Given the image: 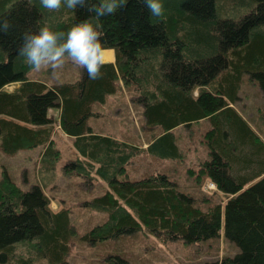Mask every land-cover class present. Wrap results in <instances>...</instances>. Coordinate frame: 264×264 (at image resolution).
<instances>
[{
	"label": "trees",
	"instance_id": "obj_1",
	"mask_svg": "<svg viewBox=\"0 0 264 264\" xmlns=\"http://www.w3.org/2000/svg\"><path fill=\"white\" fill-rule=\"evenodd\" d=\"M163 8L157 17L143 0H128L93 19L102 26L104 48L114 51V63H104L96 79L81 67L79 78L49 86L27 77L33 68L18 55L21 34L44 25L66 32L93 14L80 6L51 10L40 0H0V17L11 22L0 32V149L15 154L43 146L41 162L53 166L59 155L51 137L58 123L75 151L63 170L107 187L85 201L106 214L83 234L90 245L142 229L160 241L184 243L221 234L235 253L208 264H264V142L230 106L243 74L264 98V0H164ZM119 82L136 87L145 123L161 128L145 148L150 154L180 158L172 130L210 120L205 137L210 157L199 166L197 179L204 176L224 200H207L209 205L201 207L163 173L138 179L126 174L136 147L88 124L96 116L94 104H104ZM15 83L14 90L4 89ZM51 109L58 110L57 119ZM74 234L67 210L52 211L40 185L23 190L2 177L0 264L40 259L65 264ZM107 261L130 264L119 257Z\"/></svg>",
	"mask_w": 264,
	"mask_h": 264
},
{
	"label": "rangeland",
	"instance_id": "obj_2",
	"mask_svg": "<svg viewBox=\"0 0 264 264\" xmlns=\"http://www.w3.org/2000/svg\"><path fill=\"white\" fill-rule=\"evenodd\" d=\"M233 6L240 12L246 8L239 4ZM80 70L81 66L66 57L64 64L57 69L59 78L53 77L52 69L48 65H42L40 69H30L26 75L52 86L79 78ZM17 85L11 84L4 89L12 91ZM199 90L196 88L193 94L196 95ZM236 97L230 106L264 142V98L258 85L243 74ZM139 100V91L135 86H124L119 82L118 91L109 95L104 104H94L96 116L88 121L93 131L110 135L136 147L137 151L133 153L127 165L126 174L132 179H138L163 173L176 183L180 191L192 195L196 204L201 207L209 205L212 201L224 200L225 195L213 194V183L204 176L197 179L199 166L210 157L205 140L211 130L210 120L205 118L173 129L180 158L174 160L159 157L146 152L145 148L148 142L161 132V128L145 123L143 107ZM49 114L51 118L57 119L58 110L51 109ZM51 138L53 148L59 155L53 166L50 165V160L41 162L43 146L22 149L15 154H7L0 149V180L7 175L23 190L38 184L48 197L52 211L67 210L75 234L70 238L65 264H107L109 257H119L130 264H208L219 262L221 258L233 256L235 253L234 246L221 234L217 238L184 243L181 240L160 241L142 229L131 235H122L94 245L83 241L85 232L106 219L105 213L86 207L85 201L102 194L107 187L101 180L92 178L84 181L74 173L63 170L66 162L74 158L75 151L73 140L61 131L57 122L53 123ZM35 264L48 263L46 259H40Z\"/></svg>",
	"mask_w": 264,
	"mask_h": 264
},
{
	"label": "clouds",
	"instance_id": "obj_3",
	"mask_svg": "<svg viewBox=\"0 0 264 264\" xmlns=\"http://www.w3.org/2000/svg\"><path fill=\"white\" fill-rule=\"evenodd\" d=\"M163 2L164 0H143L150 14L157 17L164 11ZM40 3L51 10L60 9L62 4L73 10L80 6L93 16L75 23L66 32L54 30L47 25L37 31L25 30L21 34L22 44L17 50L18 55L23 56L34 69L48 65L55 78H59L57 69L64 64L66 57L86 69L89 78L96 79L102 75V65L105 63V48L101 40L103 32L102 26L93 23V19L98 20L114 13L125 6L128 0H40ZM10 27V20L0 17V32H7Z\"/></svg>",
	"mask_w": 264,
	"mask_h": 264
},
{
	"label": "crops",
	"instance_id": "obj_4",
	"mask_svg": "<svg viewBox=\"0 0 264 264\" xmlns=\"http://www.w3.org/2000/svg\"><path fill=\"white\" fill-rule=\"evenodd\" d=\"M105 52H110L109 57L105 59V63H114L115 61V54L112 49H105ZM109 54V53H108ZM29 78V77H28ZM31 79V78H30ZM35 80V79H34ZM17 84V83H16ZM18 86V85H17Z\"/></svg>",
	"mask_w": 264,
	"mask_h": 264
},
{
	"label": "bare ground",
	"instance_id": "obj_5",
	"mask_svg": "<svg viewBox=\"0 0 264 264\" xmlns=\"http://www.w3.org/2000/svg\"><path fill=\"white\" fill-rule=\"evenodd\" d=\"M109 53V54H108ZM109 55H110V52H105V59L107 58V57H109Z\"/></svg>",
	"mask_w": 264,
	"mask_h": 264
}]
</instances>
